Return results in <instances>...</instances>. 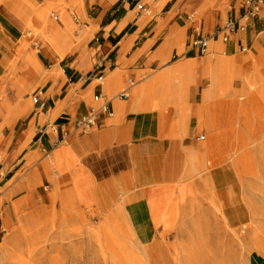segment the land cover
I'll list each match as a JSON object with an SVG mask.
<instances>
[{
    "label": "crops",
    "instance_id": "0c3cea01",
    "mask_svg": "<svg viewBox=\"0 0 264 264\" xmlns=\"http://www.w3.org/2000/svg\"><path fill=\"white\" fill-rule=\"evenodd\" d=\"M58 1L0 2V197H7V206L23 198L48 199L55 189L46 175L49 159L62 170L72 202L81 207L121 205L136 238L148 244L172 221L160 220L158 211L167 193L179 191L175 184L181 182L189 153H201L194 122L204 91L192 88L185 104L160 110L149 108L148 89L159 92L153 80L177 63L179 58H169L180 57L183 44L187 59L194 58L187 57L190 52L199 55L188 51L189 42L216 31L226 17V1L64 0L68 6L54 21L68 35L87 33V42L62 58L43 51L48 65L39 56L40 71L24 61L23 51L11 71L36 10ZM138 2L145 10L135 7ZM71 19L80 26L78 33H73ZM212 42L224 45V55L235 54L240 45L264 51V9L252 27L232 33L227 41L222 35L212 38L210 50ZM216 48L212 54L218 53ZM56 67L62 76L52 73ZM122 89L127 98L120 95ZM97 93L109 100L112 114L101 115L93 130L81 133L75 122L95 104ZM35 95L47 103L45 109L33 104L29 110ZM250 259L264 264V256Z\"/></svg>",
    "mask_w": 264,
    "mask_h": 264
},
{
    "label": "rangeland",
    "instance_id": "374dc122",
    "mask_svg": "<svg viewBox=\"0 0 264 264\" xmlns=\"http://www.w3.org/2000/svg\"><path fill=\"white\" fill-rule=\"evenodd\" d=\"M67 6L64 0H59L36 10L21 39V44L25 45L23 51L27 52L24 61L28 62L32 55L38 60L39 56L43 59V51H55L57 57L62 58L78 51L82 43L87 42V33L68 35L54 21L53 15ZM197 12L201 13L200 10ZM77 15L83 20L79 12ZM71 22L73 33H78L80 26L73 19ZM35 42L38 46L34 45ZM213 48L216 47L211 43L212 51ZM184 51L183 44L180 57L171 54L169 59L179 58L177 63L186 60ZM249 52L258 53L249 47L244 52L237 48L235 54L227 57L244 56ZM19 53L10 64L11 71L16 70L17 63L22 59V53ZM190 55L198 64L214 59L212 53L201 57L190 52L187 57ZM30 67L34 71L41 69L40 65L31 63ZM251 73L252 70L243 72V76ZM194 75L179 100L148 89L152 104L149 108L168 110L169 107H179L173 105L185 104L190 89L199 87L201 91L205 90L210 80L202 75L200 69L195 70ZM224 77L233 79L231 87L220 90L214 99L207 103L203 101L201 106H232L235 103L239 107L232 116L234 123L210 126L200 119L194 122L197 125L196 137L205 136L199 139L201 153H197V156H202L203 166L196 171L194 165L197 160H194L193 153H189L181 182L175 184L179 191L167 193L166 204L158 211V218L163 221L164 215L171 208L174 210L173 215L168 216L171 223L165 222V231L158 238L148 244L140 243L125 222L119 204L77 206L70 200L67 187L63 186L62 170L48 159L44 163L46 175L49 183L55 184V189L48 192V199L44 196L29 200L23 198L7 206V197H0L3 208L0 242H4L9 249L8 254L3 255L0 247V264H136L132 261L133 256L144 258L147 264H171L169 259L173 254L179 257L180 264H251V256H264V114L254 109L247 98L241 100L245 93L241 78H237L235 73H226ZM178 80L179 77H172L170 83H178ZM29 101L28 108L31 110L32 99ZM239 102L246 106L241 107ZM213 112L219 114L220 110L213 108L208 116ZM248 122L253 124L251 131L247 130ZM230 127L243 131L233 132ZM215 137L221 140L220 157L225 161L209 165L207 163L211 160L207 155V144ZM233 138L242 139L232 147L230 142ZM238 146V153L243 155L244 162L235 171L229 168L228 159ZM39 183L43 184L41 180ZM182 185L186 187V192L181 198ZM254 220L263 230L259 237H254L250 230ZM245 224L247 228L243 227ZM137 263L140 264L139 261Z\"/></svg>",
    "mask_w": 264,
    "mask_h": 264
},
{
    "label": "bare ground",
    "instance_id": "6f19581e",
    "mask_svg": "<svg viewBox=\"0 0 264 264\" xmlns=\"http://www.w3.org/2000/svg\"><path fill=\"white\" fill-rule=\"evenodd\" d=\"M0 2H3V0H0ZM213 44H216L218 52L212 54L214 59H210L202 64H198L195 61V58L186 59L178 62L174 68L155 76L153 83L154 85L156 84L157 88H160L158 93L166 97H170L173 100H179L181 94L185 93L190 82L194 79L195 70L200 69L202 71V75L210 80L209 86L203 91V101L204 103H207L214 99L220 90H228L231 87L233 79L226 78L224 75L226 73H235V76L237 75V78H241L245 84V93L242 95L241 100L247 98L254 109L258 110L261 114H264V51L257 46L259 51L257 54L249 52L244 56L227 57V55H224V45H220L219 42ZM24 46V44L20 46L19 52L22 53ZM30 63L41 66L40 61L35 55L29 57L28 65H30ZM249 70H252V73L250 75L243 76V72L245 73ZM52 73L56 76L63 74L61 68H56ZM172 77H179L178 83H170V78ZM240 106L245 107L246 105L240 103ZM237 107L239 106H236L235 103H233L232 106H200L198 116L201 122L210 126L224 124L227 122L233 125L234 119L232 116ZM213 108L220 110V113L218 114L213 112V114L209 117L208 113L212 111ZM246 127L248 131H251L253 129V124L248 122L246 123ZM230 129L233 132L243 131V129L241 130L239 128H236L235 130L234 127H230ZM241 139L233 138L230 142L231 146L233 147L238 145L241 142ZM207 146V155L211 160L208 163L206 162L207 164L213 165L225 161V159L223 160V157H220L222 144L218 137L212 138ZM238 152L239 146L228 159L230 162L229 168L234 169L235 171H238L240 163L244 162L243 155ZM197 155L194 157V160H197L194 168L196 171H199L203 166V160L202 156ZM185 192L186 187L182 185L180 187L181 198L185 195ZM165 204L166 203H164V205ZM173 213L174 210L171 208L170 211L164 215V217L166 218L171 216ZM243 227L247 228L248 226L245 224ZM250 230L254 237H259V233L263 231L261 226L255 220L251 223ZM237 238L239 240L242 239L241 237ZM0 247L2 248V254L7 255L9 249L5 246L4 242H0ZM170 257L169 262H171V264H180L179 257L174 254L172 256L170 255ZM132 261L133 263L136 262V264H138L137 261H139L140 264H147V260L141 257L138 258V256H133Z\"/></svg>",
    "mask_w": 264,
    "mask_h": 264
},
{
    "label": "built area",
    "instance_id": "2783aa9c",
    "mask_svg": "<svg viewBox=\"0 0 264 264\" xmlns=\"http://www.w3.org/2000/svg\"><path fill=\"white\" fill-rule=\"evenodd\" d=\"M227 6V14L221 25H219L216 31L209 36L199 35L189 42V50H195L199 55L211 54L210 41L214 37L222 35V39L227 41L230 39L232 33L238 30H246L252 27L254 20L261 18L264 9V0H225ZM135 7L138 10H145L142 3H136ZM195 14H191L193 17ZM54 20L58 19L57 15H53ZM30 34V33H29ZM38 46V43H34ZM240 51H247V47L244 45L239 46ZM103 76H98V80H102ZM133 83V82H131ZM120 95L124 98L128 97L127 89H122ZM32 103L37 105L40 109H45L47 103L39 98V96H32ZM93 104L89 111L78 118L75 122V127L81 131V133H88L98 125L99 118L103 114H112V109L109 100L105 99L102 93H97L93 96ZM66 131H64L65 133ZM204 139L205 136L199 137ZM3 208L0 205V239L3 233Z\"/></svg>",
    "mask_w": 264,
    "mask_h": 264
}]
</instances>
